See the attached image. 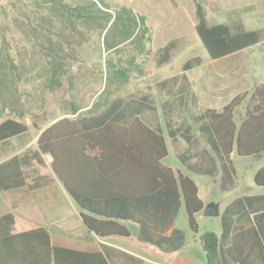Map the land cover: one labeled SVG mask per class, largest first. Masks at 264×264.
<instances>
[{
  "label": "trees",
  "instance_id": "16d2710c",
  "mask_svg": "<svg viewBox=\"0 0 264 264\" xmlns=\"http://www.w3.org/2000/svg\"><path fill=\"white\" fill-rule=\"evenodd\" d=\"M3 1L8 6L0 11V146L30 130L22 118L26 114L35 116L39 106L48 108L65 99L68 103L65 111L76 113L89 106V101L82 103L84 92L90 88L94 97L102 84L97 89L94 85L101 81L104 89L92 105L94 108L100 99L113 95L127 84L133 74L148 75L147 65L151 60L158 67L169 63L178 44L177 40L169 41L150 60L153 26L148 16L131 5L113 6L105 0ZM191 1L194 5L190 11L193 13L191 19L196 22V32L211 59L229 57L262 41L260 30L234 32L226 23L211 24L205 1ZM138 58L144 63L139 64ZM201 64V58H195L188 60L183 68L186 71ZM32 77L36 82L31 81ZM27 82L32 83L29 90L24 88ZM245 100L248 104L237 121V110ZM167 106L168 101L163 103V113L169 135L174 139L182 135L192 141L191 128L175 127L174 110L169 112ZM146 110H156L147 95L132 99L131 104H126L124 99L113 100L108 108L96 114L57 119L43 129L36 147H29L0 164V171L14 170L16 177L13 181L0 173V192L24 186L22 170L34 164L46 166L43 155L50 154L53 172L73 195L92 198L151 196L165 187L178 198H183L190 227L198 233L196 216L204 209L205 203L199 196L196 181L181 172L176 174L161 163L166 170H139L144 174L140 178L143 184L139 183L142 187L137 191L133 190L137 186V177L132 174L131 186L124 193L116 189L88 193L80 187V184H108L110 174L120 176L125 173L126 170L87 169L93 164L99 169L107 154L120 152L118 148L123 143H128L130 151H134L138 145L134 139L137 136L144 137V145L150 153H155L157 161L167 156L162 126L151 127L140 118ZM196 119L200 122L201 132L224 161L222 187L228 190L234 184V153L257 158L264 155V84L255 85L251 93L236 95L221 110L205 108ZM123 120H131V123L123 126ZM127 138L129 141H125ZM96 150L99 155L94 154ZM76 166L80 170H73ZM207 172L214 174L212 170ZM117 180L115 188L120 187ZM254 181L264 187V166L255 173ZM238 205H250V198L237 200L224 211L218 247L211 232L200 235L201 244L208 252L219 249L222 264H264V207L252 212V218H249L251 212L245 209L248 221L236 225L241 216L234 219V206ZM83 219L99 236L130 235L127 228L115 222L98 220L86 214ZM0 264L109 263L98 251L56 246L46 228L8 213L0 217Z\"/></svg>",
  "mask_w": 264,
  "mask_h": 264
},
{
  "label": "crops",
  "instance_id": "0c3cea01",
  "mask_svg": "<svg viewBox=\"0 0 264 264\" xmlns=\"http://www.w3.org/2000/svg\"><path fill=\"white\" fill-rule=\"evenodd\" d=\"M167 26L153 27L154 36L155 32H170L171 28ZM170 40L172 39L170 38ZM174 76L160 81L164 92L172 95L173 98V100H166L168 101L166 108L169 112L188 106V87L191 84V79L188 74ZM191 104L192 102H190ZM140 118L151 127L162 126L166 139L167 156L157 161L155 153H150L148 147L144 145V137L137 136L134 139L138 145L134 151H130L128 143H123L118 148L120 152L107 154L99 169L94 167L93 163H91L93 166L87 169L126 170L125 173H121L120 176L110 174L108 184H98L97 186L92 183L80 184V187H83L88 193L111 189L124 193L131 186L130 177L132 174L138 178L135 177L137 186L133 188L134 191H137L142 187L139 183L143 184V180L140 178L144 174L139 170H166L159 164L161 163L174 170L176 174L181 172L192 177L198 185L199 196L204 201L205 207L212 202L219 203L220 215L217 222L212 225L208 224L211 228L205 226L204 229L199 222V232H194L189 224V216L183 198H178L165 187L151 196L128 195L113 198L75 196L59 180L53 170H30L35 164L22 170L25 175L24 186L0 192V217L13 213L30 223L46 228L54 245L80 251L101 252L109 264H222L220 250L206 251L201 244L200 235L204 232H214L218 237L219 245L223 232L222 215L237 200L250 198V205L234 206L236 213L234 219H237L241 214L236 225H243L249 218H252V212L264 207V187L257 185L254 181L255 173L264 166V155L257 158L234 153L240 158L257 159L259 162L255 169L249 172L248 182L241 178L240 170L242 169L234 166L235 172H232L234 184L225 190L222 187L224 161L209 144L206 135L201 132L200 122L198 132L204 138V144L198 150L194 147L197 138L190 125L176 126L174 122L175 127L191 128L189 135L193 137L192 141H188L182 135H178L176 139L172 138L169 135L166 120L164 123L167 127V135L163 124L157 120L156 116L153 119H148L141 114ZM130 123L131 120L121 122L123 126H129ZM16 138H11L0 146V164L23 153L30 147L28 141H23L18 149L16 144H11V141H15ZM125 141H129V138ZM94 154L99 155V152L96 150ZM46 155L50 156L52 164L53 157L50 154H45L43 157L46 164L48 163ZM147 156L150 157L147 158ZM74 168L73 170H80L77 166ZM129 170L136 171L130 172ZM208 170H212L214 174L211 175L207 172ZM13 171L1 170L0 173L11 177L14 181L16 177ZM201 179H205L209 182L210 187L221 193V199L206 201L199 183ZM116 180L118 181L117 185H120L119 188H115ZM37 184L41 185L34 187ZM215 185L217 186L215 187ZM204 209L197 214V219L198 215H203L206 218L203 214ZM245 209L251 212L249 218L244 214ZM83 214L98 220L115 222L127 228L130 235L99 236L87 227Z\"/></svg>",
  "mask_w": 264,
  "mask_h": 264
},
{
  "label": "rangeland",
  "instance_id": "374dc122",
  "mask_svg": "<svg viewBox=\"0 0 264 264\" xmlns=\"http://www.w3.org/2000/svg\"><path fill=\"white\" fill-rule=\"evenodd\" d=\"M105 1L113 6H134L136 11L150 18V23L154 28L157 25H159V28L160 26L168 25L167 27L171 28L170 32L159 31L157 33L155 32V36L153 35L150 60L154 58L155 52L160 47L166 45L171 38L172 40H177L178 44L173 51L170 62L162 67H158L151 60L147 65V69L150 72L148 75L133 74L127 84L120 90H116L113 95L100 99L94 105V108H92V105L104 89V82L102 83L101 81L94 85L95 89H97L102 84V88L94 97L92 96L90 88L84 92L85 98L82 103L86 104L89 101V106L84 107L76 113L65 111L68 104L65 99H61L60 103L49 105L48 108H44L43 105L39 106L35 116L26 114L22 118L29 125L30 130L26 134L17 137L15 141H11V144H16L18 149L21 147L23 141H28L30 147H36L38 137L43 129L61 117H77L79 114H96L108 108L113 100L124 99L126 104H131L132 99H140L145 95L153 100V105L156 107V110H146L141 114L148 119H153L156 116L157 120L163 124L167 135V127L164 123L166 116L163 113V103L166 100H173V98L172 95L164 92L160 81L165 78H170L173 75H175L174 77H179L182 74H188L191 79V84L188 87V106L173 111L172 119L176 126L181 124L191 126L197 138L194 147L199 150L204 144V138L198 132L199 121L196 117L205 108L221 110L236 95L244 92L251 93L255 85L264 84V0H204L211 24L226 23L234 32L260 30L262 34V41L257 46L220 60L211 59L199 39L194 21L191 19L190 11L194 9L191 0ZM7 6L8 4L5 1L0 0V11ZM105 56L106 54L103 57L105 58ZM195 58H201L202 64L195 65V67L185 71L183 68L184 64L188 60ZM141 62H143L142 59L138 58V63L140 64ZM31 81L36 82V79L32 77ZM31 85L32 83L27 82L24 88L29 90L31 89ZM190 102H192L191 105ZM247 104L248 100H245L238 108L236 114L237 121L244 114ZM46 160L48 162L46 166L35 164L30 170H52L49 155H46ZM232 160L236 168L242 169L240 170L241 178L245 182H248L250 178L249 172L255 169L259 161L252 158H240L237 154L233 155ZM199 183L203 189V196L206 201L210 202V199H221V193L215 188L210 187L209 182L205 181V179L199 180ZM216 220H218V217L205 218L203 215H198V222L202 224L204 229L208 224L212 225L214 222H217ZM211 233L215 235V245L218 247V237L214 232Z\"/></svg>",
  "mask_w": 264,
  "mask_h": 264
},
{
  "label": "water",
  "instance_id": "95a60500",
  "mask_svg": "<svg viewBox=\"0 0 264 264\" xmlns=\"http://www.w3.org/2000/svg\"><path fill=\"white\" fill-rule=\"evenodd\" d=\"M206 217H218L220 215V205L217 202H212L206 205L204 212Z\"/></svg>",
  "mask_w": 264,
  "mask_h": 264
}]
</instances>
